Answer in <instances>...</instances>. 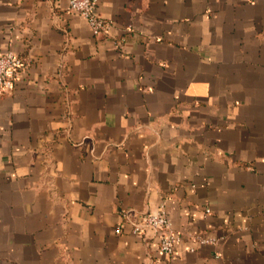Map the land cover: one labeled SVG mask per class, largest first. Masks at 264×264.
I'll return each mask as SVG.
<instances>
[{"label": "crops", "instance_id": "crops-1", "mask_svg": "<svg viewBox=\"0 0 264 264\" xmlns=\"http://www.w3.org/2000/svg\"><path fill=\"white\" fill-rule=\"evenodd\" d=\"M96 12L0 0V264H264V0ZM161 201L172 257L123 218Z\"/></svg>", "mask_w": 264, "mask_h": 264}, {"label": "built area", "instance_id": "built-area-1", "mask_svg": "<svg viewBox=\"0 0 264 264\" xmlns=\"http://www.w3.org/2000/svg\"><path fill=\"white\" fill-rule=\"evenodd\" d=\"M98 1L68 0L71 12L85 21L94 36L105 32L110 26L109 22L104 21L97 15L96 6ZM23 66L21 59L16 53L12 51L0 53V96L11 95L13 93ZM123 218L130 224L131 233L142 235L146 231L151 232L159 252L163 256L172 257L178 236L171 229L164 201L158 204L155 212L134 216L126 213L123 215ZM116 231L119 232L120 227H117Z\"/></svg>", "mask_w": 264, "mask_h": 264}]
</instances>
